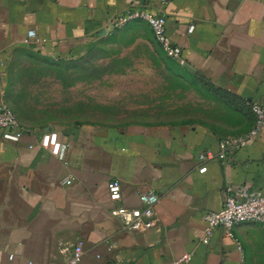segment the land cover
<instances>
[{
	"label": "crops",
	"instance_id": "1",
	"mask_svg": "<svg viewBox=\"0 0 264 264\" xmlns=\"http://www.w3.org/2000/svg\"><path fill=\"white\" fill-rule=\"evenodd\" d=\"M166 1L167 35L183 65L235 99L244 122L65 126L54 130L67 146L58 159L40 147L45 129L18 119L20 140L0 137V264H62L79 239L81 264H164L184 253L188 264H264L258 224L237 225L229 236L217 229L202 242L205 215L222 208L227 185L264 190V126L225 160L217 156L221 139L251 129L249 103L264 100V0ZM158 2L0 0V102L20 52L79 60L131 4ZM208 152L213 157L202 159ZM112 179L127 208H138L145 191L158 195L152 228L130 232L110 214L119 205L108 198Z\"/></svg>",
	"mask_w": 264,
	"mask_h": 264
},
{
	"label": "rangeland",
	"instance_id": "2",
	"mask_svg": "<svg viewBox=\"0 0 264 264\" xmlns=\"http://www.w3.org/2000/svg\"><path fill=\"white\" fill-rule=\"evenodd\" d=\"M6 88L4 105L45 132L82 125L241 124L248 115L235 99L167 57L140 20L114 27L76 61L20 52Z\"/></svg>",
	"mask_w": 264,
	"mask_h": 264
},
{
	"label": "built area",
	"instance_id": "3",
	"mask_svg": "<svg viewBox=\"0 0 264 264\" xmlns=\"http://www.w3.org/2000/svg\"><path fill=\"white\" fill-rule=\"evenodd\" d=\"M166 0H159L154 6L146 4H131L121 15L116 16L111 24L113 27L122 26L128 22L140 20L147 24L155 42L162 48L165 55L183 65L181 48L173 43L167 35L164 6ZM33 37V33L29 34ZM254 122L251 129L242 135L230 136L219 141L218 158L225 160L228 152H235L251 142L264 126V100L249 103ZM23 134L16 114L0 102V137L1 139L17 143ZM40 147L47 150L52 156L62 159L66 145L60 140L56 131H46L40 137ZM213 157L212 152L202 155L201 158ZM206 167H201L198 172L204 173ZM64 184L69 185L71 180L65 178ZM109 201L114 204L121 202V183L112 179L107 183ZM140 206L127 208L123 205L114 207L110 214L118 218L124 229L130 232L144 231L152 228L155 218V206L158 195L148 190L139 194ZM253 223L258 224L264 233V190L253 188L250 185H227L224 190L223 206L218 211H210L205 215V230L203 243H207L214 230L220 229L225 235H230L233 227ZM83 241L77 240L66 251L67 257L62 264H81L83 256ZM191 260L190 253H184L178 258L164 264H188ZM29 264H32L29 262Z\"/></svg>",
	"mask_w": 264,
	"mask_h": 264
}]
</instances>
